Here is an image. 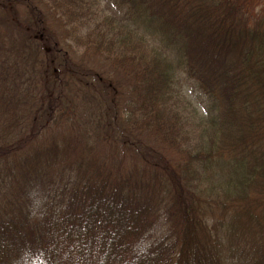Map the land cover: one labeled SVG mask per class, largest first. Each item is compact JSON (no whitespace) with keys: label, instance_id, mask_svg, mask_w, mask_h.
I'll list each match as a JSON object with an SVG mask.
<instances>
[{"label":"trees","instance_id":"obj_1","mask_svg":"<svg viewBox=\"0 0 264 264\" xmlns=\"http://www.w3.org/2000/svg\"><path fill=\"white\" fill-rule=\"evenodd\" d=\"M38 1L83 57L125 83L103 112L114 118L106 135L151 151L108 163L90 134L64 124L66 89L86 82L56 73L57 52L40 87L2 70L0 264H264V9ZM12 3L0 0L5 22ZM30 25L22 46L45 40Z\"/></svg>","mask_w":264,"mask_h":264},{"label":"rangeland","instance_id":"obj_2","mask_svg":"<svg viewBox=\"0 0 264 264\" xmlns=\"http://www.w3.org/2000/svg\"><path fill=\"white\" fill-rule=\"evenodd\" d=\"M17 1L18 3H12L9 6L8 9L13 13V17L7 19L6 22L4 11L0 9V73L4 69L11 71L23 87H32L34 83H36L35 86L40 87L41 73L44 71L43 65L47 63L46 61L53 53L57 52L58 55L55 56L53 61L56 66L54 67L56 73L61 74L59 68H73L78 71L79 77L84 78V82L87 84L84 85L81 92V88L75 91H73L74 89H66L65 93L68 96L64 97L62 106L64 124L68 128L79 130L80 133L86 131L90 134L92 144L106 158L108 163H111V161H138L149 156L151 150L141 142L140 144L129 140V142L126 144L124 142L122 145V139L124 138L122 135L116 134L113 136L112 133L106 135L108 129L106 123L111 122L114 118L106 117L110 115L103 112L105 109H110V96L122 100V89L125 88V83L119 78H115L113 72L104 62L96 58L83 57L80 50L73 47L70 40H66L63 29H61L56 18L51 19V14L38 0ZM244 3L255 5L257 13L264 9V0H245ZM106 9L113 13L108 5H106ZM30 23H32L34 29L42 30L45 40L40 41L37 38L31 42H26V45L22 46L25 39H31L32 37L26 32V28L30 29L31 27ZM23 29L26 33L23 32ZM37 43L39 44L38 49L36 48ZM42 84H44L43 79ZM107 85L110 86V89L113 87L117 91L105 90L104 86ZM183 85L187 98L191 102L197 103V94L192 91L191 86L185 82ZM112 92H115L114 95ZM66 100L69 103V109L65 114L63 108ZM97 133L100 135L97 136ZM28 264L42 263L34 260Z\"/></svg>","mask_w":264,"mask_h":264}]
</instances>
